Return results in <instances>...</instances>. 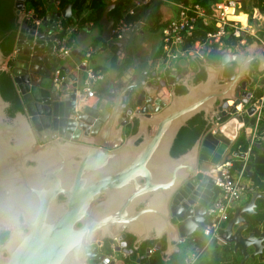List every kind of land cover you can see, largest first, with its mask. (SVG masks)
<instances>
[{
	"label": "water",
	"instance_id": "1",
	"mask_svg": "<svg viewBox=\"0 0 264 264\" xmlns=\"http://www.w3.org/2000/svg\"><path fill=\"white\" fill-rule=\"evenodd\" d=\"M111 8L104 7L98 22L100 37L109 45ZM150 9L126 34L141 33L145 23L150 25ZM24 10V0H0V232L7 231L0 264H86V259L103 257L97 251L100 241L123 246L125 235L133 237L132 249L156 241L152 251L163 238L160 260L166 261L178 242L202 224L216 167L231 156L243 158L231 151L237 138L234 127L236 122L253 124L249 115L254 106L240 114L235 106L246 103L238 97L254 82L251 61L256 60V71L264 69V42L245 49L239 45L237 52L226 48L216 66L189 54L196 75L184 59L177 61L179 72L172 70L166 81L149 79L147 70L137 73L124 88L115 117L109 100L101 111L80 106V49L71 50L74 58L66 64L51 54L55 21L59 15L70 16V5L45 14L37 25L34 16H23ZM231 63L233 73L223 77V68ZM56 69L62 74L59 82L52 81ZM224 108H230L229 121ZM104 122L119 128L112 143L98 134ZM250 160L264 165V155ZM248 196L218 229L222 243L232 244V251L240 254L237 264L253 257L264 263V232L243 234L248 223L242 216L254 212L264 193L254 189ZM112 249L118 252L119 247ZM148 253L146 248L141 258Z\"/></svg>",
	"mask_w": 264,
	"mask_h": 264
},
{
	"label": "built area",
	"instance_id": "2",
	"mask_svg": "<svg viewBox=\"0 0 264 264\" xmlns=\"http://www.w3.org/2000/svg\"><path fill=\"white\" fill-rule=\"evenodd\" d=\"M41 2L45 8V14L58 13L62 10L59 5V0H41ZM151 2L152 0H129L120 16L113 21L110 30L112 44L120 45L119 42L123 39L126 31L135 24L126 21L125 16L132 15L135 9L143 5H150ZM164 4L170 7L171 14L167 18L164 15V22L159 28L158 47L160 55L158 60L154 62L155 65H152L153 70H150L149 79L159 81L163 78L166 80L164 77L165 72L173 70V65L178 59L185 57L186 53L182 48L183 44L186 38L193 34L197 25L203 27L213 26L212 30H208L205 33L203 41H196L194 43L189 53L200 60L207 55L213 46H215V50L219 51L220 54L228 48L229 46L223 44V38L225 37L238 38L239 44H243L247 36L253 38L260 45L264 42V14L256 8H253L249 15L246 14L241 10V0H217L213 3L211 13L206 12L200 4L192 1H164ZM23 16L26 18L34 16L32 22L35 25L40 21V18L31 9H25ZM64 20L59 15L55 21L54 37L51 47V54L59 61H63L69 57L71 50L74 48L72 36L77 29L76 24H64ZM86 24L91 25L90 22ZM260 32L262 33L261 36L259 35ZM94 50L96 48L91 46L82 50L83 57L80 63L84 66V76L82 77L81 84V103H86L92 97V84L103 78L101 72L95 71L87 65V61ZM261 52L264 57V45L261 47ZM260 73V78L263 80V83L262 85H254L253 90L261 87V97L255 98L254 93L246 88L245 93L238 97L240 100H246V103L239 102L235 106L236 114L245 112V109L250 104L254 106L252 113L249 115L254 119L253 124L249 125L248 123L236 122L234 127V136L237 135L238 137L239 135H243L248 143L245 151L239 152L243 154V158H237L242 164L240 168L232 169L233 163L231 159L226 158L216 167L217 175L213 182V193L207 202L202 224L190 235L179 241L183 246L182 264H195L207 244L211 242L215 244L222 243L218 237V229L226 222L230 210L248 195V192L254 190L249 178L243 173L245 171L246 161L250 158V148L264 130V69ZM61 79L62 75L60 71L58 69L54 70L52 81L59 82ZM247 92L248 96L245 97ZM227 103L231 104L232 101L229 100ZM223 110L229 115L227 121L231 120L232 116L229 114L230 108H224ZM259 127L263 129L259 130ZM194 233L196 234L194 235ZM116 245L119 247L118 252H114L111 245V252L104 254L98 260V264H107L108 261L114 263L119 253L124 255L121 249H125V245H120V241L116 242ZM138 264H147V262L143 261Z\"/></svg>",
	"mask_w": 264,
	"mask_h": 264
},
{
	"label": "trees",
	"instance_id": "3",
	"mask_svg": "<svg viewBox=\"0 0 264 264\" xmlns=\"http://www.w3.org/2000/svg\"><path fill=\"white\" fill-rule=\"evenodd\" d=\"M164 1H171V2L192 1L200 4L206 10V12L211 13L213 3L216 2L217 0H164ZM164 1L152 0L150 5L147 6L143 5L135 9L132 15H126L125 20L128 22L136 23L137 21H139L146 8L151 7L150 12L148 14V18L150 19V25L148 26V29L151 31L158 30L164 22V15H166L165 17L167 18L170 14L167 12L166 10L167 8L164 7L165 5ZM128 2L129 0H59V5L61 9L66 5H70V16L64 20V24H76L77 26H80L84 23L90 22L94 27L97 28L98 35L95 38H93L92 41L95 45L97 42L105 43L100 38L101 27L98 25L104 7L108 5H112V8L109 9V11L107 12V17L115 21L120 16L121 12L124 10ZM240 6H241V10L248 15L251 13V10L253 8H256L258 11L264 14V0H241ZM24 7L25 9H31L38 18H41L42 16L45 15V8L41 0H24ZM212 29L213 26L203 27L201 25H197L196 29L193 31V34L190 37L186 38L183 44L182 48L186 53L185 58L190 57L189 53L194 43L196 41L198 42L203 41L205 37V33L208 30H212ZM259 35L261 36L262 33L260 32ZM252 41L255 40L251 37L247 36L245 38L246 44ZM238 43H239L238 38H234V37L223 38V44L225 46H234V45H238ZM115 48L116 46L112 44L111 50H113V52L110 57L111 64H114V62L116 61V56L114 53ZM13 49H14V44H13ZM159 55H160V50L158 48V50L154 54L153 59H157ZM219 58H220V53L219 51L215 50V46H213L212 49L207 53V55L204 56L203 59L205 63L215 66L218 65ZM126 61L127 62L129 61L127 56L124 58V60L118 63L117 67L119 69L124 67L127 64ZM190 63H192L191 60ZM12 65L13 62L9 61L7 67L10 68ZM256 66H257V62L256 60H253V62L249 66L250 76L259 73L258 71H256ZM233 69H234L233 63L226 65L223 68V77L230 76L233 73ZM10 84L13 88L11 77H10ZM250 85H252V83ZM261 95H262V88L261 87L256 88V90L254 91V97L259 98L261 97ZM16 101L18 102L17 96H16ZM247 144L248 143L245 137L243 135H239L234 141L231 150L238 153L243 152L245 151ZM258 155H264V130L263 133L260 134L259 138H257L256 142L250 148V156H249L250 159L252 156H258ZM229 159H231L233 163L232 169L240 168L239 165L240 160H238L233 156L229 157ZM250 159L246 161V164L249 165V170L244 171L243 174L246 175V173L249 172L250 176L248 178L251 182L253 189H256L259 192L264 193V165L254 164ZM247 198L249 199L248 195ZM231 214H232V210L229 212L227 220L231 217ZM242 216L244 217L245 222L248 223V227L243 234H246L249 231H252L255 235H257L261 231L264 232V201L263 200L256 199L254 212L249 216L245 214H242ZM195 234L196 233H194V235ZM6 238H7V231L0 232V244H2ZM126 238H127L126 247L128 249H131L133 237L130 235H126ZM158 241L161 242L159 243L158 248L154 249L147 256L142 258L140 262L145 261L147 262V264H182V256H183L182 243H178L177 251L171 252L168 255L167 260L161 262L160 254L162 250H164V240L162 238L159 239ZM155 242L156 241L142 242L139 255L144 256L145 249L148 247L153 248ZM104 248H105L104 249L105 254H109L111 252L110 247L107 243H105ZM249 251L251 250L249 249ZM262 253L264 255V247L262 249ZM240 257L241 256L238 252L234 253L232 251V244L230 243L215 244L214 242H211L203 248L195 264H237ZM245 264H264V263L262 261H259L256 257H253V258H248Z\"/></svg>",
	"mask_w": 264,
	"mask_h": 264
},
{
	"label": "crops",
	"instance_id": "4",
	"mask_svg": "<svg viewBox=\"0 0 264 264\" xmlns=\"http://www.w3.org/2000/svg\"><path fill=\"white\" fill-rule=\"evenodd\" d=\"M164 7L167 8L166 9L167 12L171 14L170 7H167V5H164ZM147 19L150 20L148 17ZM148 26L149 25H147L146 23L142 26V27H147V31H143V33L142 32L134 33L132 35L131 34L128 35L125 33L123 36V39L119 42L120 45L114 44L116 46L114 50L116 61L114 62V64H111V61H110V57L113 52V50H111L112 44L109 45L107 42L104 41L105 43L97 42L94 45V43L92 42L93 38H95L98 35L97 28L94 27L92 24L88 25L86 23L80 26H77V29L72 36L73 47L78 48L81 51L87 49L90 46L93 48H96V50H94V52L89 57L87 61V65L88 67L93 68V70L99 71L103 74V78L101 80L92 84L91 90L93 92V95L92 97L88 99L86 104L80 103L81 107L83 105H86L92 109L95 108V109H98V111H101V108L105 105L106 101L109 100L110 103H109L108 108L109 109L112 108L113 106L112 102H114V106L116 107V112H117L115 117L119 115V112L121 110L120 102L124 95V88L128 86L129 84L133 83V81L137 77L136 75L137 73H143L147 70L148 74H150V70H153V66L155 65L154 62L158 60V58L153 59V57L159 48L158 47L159 46V29L155 31H151L148 29ZM100 34H101V31H100ZM252 42H256V41H252ZM248 44H246L245 42L243 44L238 43V45L229 46L228 48H233V51L237 52V48L239 45L243 46V48L245 49V46H247ZM119 47H121V49H119ZM131 53L133 57H131ZM16 56L18 55L16 53H13V57H16ZM126 56L128 57L129 61L128 62L126 61L127 64L121 69H119L117 67L118 63L124 60ZM190 57L189 58L184 57L180 59H184L187 62V67L189 69V72L196 75V73L192 71L193 61L190 59ZM72 58L74 57L69 56L68 58L63 60L64 61L63 63L66 64L67 62H70ZM190 60L192 61V63H190ZM81 61H82V58L80 62ZM174 69L176 70L177 73L180 70L179 66L177 65V62L173 65V70ZM171 72L172 70L165 72L164 77L166 78V80H168L171 77ZM81 75L82 77L84 76V71L81 72ZM161 80H165V79L162 78ZM168 89L170 91L172 89V85L168 86ZM152 94H153V91H152ZM164 98L166 99V97ZM122 133H123V138L128 135V132L126 129ZM98 134L103 138V140L106 143H112L115 140H117L119 136V128H116L115 123L106 125L104 122L101 125ZM247 201H248V198L246 195L242 200L239 201V203L236 204V206L245 204ZM231 210H233V208ZM225 223L226 222H224L222 226H224ZM115 245H116V242H115Z\"/></svg>",
	"mask_w": 264,
	"mask_h": 264
},
{
	"label": "flooded vegetation",
	"instance_id": "5",
	"mask_svg": "<svg viewBox=\"0 0 264 264\" xmlns=\"http://www.w3.org/2000/svg\"><path fill=\"white\" fill-rule=\"evenodd\" d=\"M54 37V36H53ZM253 62V60L251 61V63ZM250 66V65H249ZM62 75V74H61ZM260 75H261V73L259 72V73H257V74H254V75H252V76H250L251 78H254V82H251L252 83V85H250V84H248V85H246L245 86V88L244 89H248V90H251L252 91V93H254V91H255V89L253 90V86L254 85H262V79L260 78ZM250 86V87H249ZM57 200L58 201H63V199H62V197H57ZM170 221L172 222V223H174L175 222V220L174 219H172V218H170ZM162 239V238H161ZM123 242H124V245H125V249L126 250H130V252H123V249H121V252H123L124 253V255H122V254H118L117 255V260H122L123 261V264H138L139 262H140V258L142 257V255H139V253H140V248H141V243L142 242H140V248H131V249H128L127 247H126V244H127V238H126V235L124 236V238H123ZM133 242V241H132ZM105 243H107L106 241H100V243L97 245V251H98V253L100 254V255H104L105 254V251H104V246H105ZM159 243H161V242H159ZM93 244V243H92ZM108 244V243H107ZM112 246H115V243H113L112 244ZM132 247V246H131ZM148 249H149V253L150 252H152V248H149L148 247ZM134 251V252H133ZM125 260V261H124ZM109 262L110 261H108V263L107 264H109ZM111 263V262H110ZM86 264H98V260H92V261H89V260H87L86 259Z\"/></svg>",
	"mask_w": 264,
	"mask_h": 264
},
{
	"label": "rangeland",
	"instance_id": "6",
	"mask_svg": "<svg viewBox=\"0 0 264 264\" xmlns=\"http://www.w3.org/2000/svg\"><path fill=\"white\" fill-rule=\"evenodd\" d=\"M143 31H147V27H141V32L143 33ZM64 61H61L60 63L62 64Z\"/></svg>",
	"mask_w": 264,
	"mask_h": 264
},
{
	"label": "bare ground",
	"instance_id": "7",
	"mask_svg": "<svg viewBox=\"0 0 264 264\" xmlns=\"http://www.w3.org/2000/svg\"><path fill=\"white\" fill-rule=\"evenodd\" d=\"M226 130H229V131H230V130H232V129H231V127H230V126H228V127L226 128Z\"/></svg>",
	"mask_w": 264,
	"mask_h": 264
},
{
	"label": "clouds",
	"instance_id": "8",
	"mask_svg": "<svg viewBox=\"0 0 264 264\" xmlns=\"http://www.w3.org/2000/svg\"><path fill=\"white\" fill-rule=\"evenodd\" d=\"M63 9V8H62ZM200 60V59H199ZM221 228V227H220ZM179 243V242H178ZM109 247H110V245H109ZM113 247V246H112ZM149 254V253H148ZM142 258H140V260H141Z\"/></svg>",
	"mask_w": 264,
	"mask_h": 264
}]
</instances>
